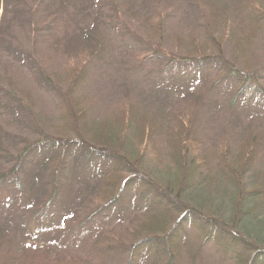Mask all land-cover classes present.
Instances as JSON below:
<instances>
[{
    "label": "trees",
    "instance_id": "16d2710c",
    "mask_svg": "<svg viewBox=\"0 0 264 264\" xmlns=\"http://www.w3.org/2000/svg\"><path fill=\"white\" fill-rule=\"evenodd\" d=\"M164 1L0 0V264H264V0Z\"/></svg>",
    "mask_w": 264,
    "mask_h": 264
},
{
    "label": "rangeland",
    "instance_id": "374dc122",
    "mask_svg": "<svg viewBox=\"0 0 264 264\" xmlns=\"http://www.w3.org/2000/svg\"><path fill=\"white\" fill-rule=\"evenodd\" d=\"M175 4H180L181 8L188 13V16H186L184 19H179L177 21L178 25L184 27L187 30L194 28L195 11L193 8H190L188 4H186L184 1L169 0V1L158 3V5L163 8L167 6L175 5ZM160 7H157V8L160 9ZM81 15L84 16L85 15L84 12H82ZM39 21H41V18L39 19ZM79 22L83 25L88 24V21L86 19H84L83 21H79ZM71 26H72L71 28H74L75 23L72 22ZM71 28L69 32L73 30ZM6 37L12 39L13 41H15L16 43L20 45H27L30 47L32 46V48L37 47L39 48V53H40V50H45L47 52L48 48H51L53 46L59 47L58 44H53L54 42H56V40L53 39L52 32L50 34H47V36L44 37L42 40H38L35 44H32L31 42H29L28 38L25 36V34L22 31L18 29L17 26H14L12 30L8 31V36ZM3 38H5V36ZM1 53L2 52L0 51V55ZM40 54H38L39 57H40ZM52 56L54 59H51L48 57L45 58L43 68L47 69L48 73L54 78H59L57 75L59 72H64L68 67H69L68 68L69 70L74 65V64H70V62H68V60L62 55L60 56L52 55ZM2 63L4 67L3 71H5L7 74V77H4L1 74L3 77L0 78V81L4 83V86L10 88L12 91H17V90L20 91V89L21 90L25 89L29 91L30 96L32 95V92H33L34 96L36 97L38 101L39 99H44L46 103L51 102V103H47V106H50L52 104L53 98L47 97L46 91L42 88L40 84L37 85L35 83V81H37L36 78L29 72V70H26L25 68H23L22 64L16 62L15 60L12 59V57L8 55L3 56ZM15 83H19V85L16 86L14 85ZM92 87L93 86L90 84V88ZM23 95L26 96L25 93H23ZM78 95L81 97V100L83 101L84 99L82 98V96L80 94ZM86 99L89 101L87 102L86 105H91L93 103V101L90 98H86ZM108 102L111 103L112 100L109 99ZM197 235L198 234L195 231V236Z\"/></svg>",
    "mask_w": 264,
    "mask_h": 264
}]
</instances>
